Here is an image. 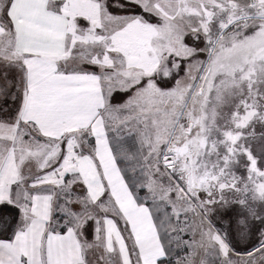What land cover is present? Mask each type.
<instances>
[{
  "label": "snow or ice",
  "instance_id": "obj_1",
  "mask_svg": "<svg viewBox=\"0 0 264 264\" xmlns=\"http://www.w3.org/2000/svg\"><path fill=\"white\" fill-rule=\"evenodd\" d=\"M0 264H264V0H0Z\"/></svg>",
  "mask_w": 264,
  "mask_h": 264
}]
</instances>
